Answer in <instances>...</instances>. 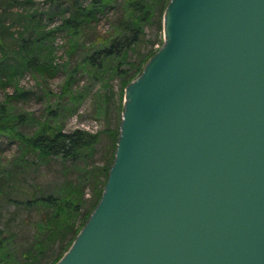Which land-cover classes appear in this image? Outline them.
Returning <instances> with one entry per match:
<instances>
[{
    "label": "water",
    "instance_id": "1",
    "mask_svg": "<svg viewBox=\"0 0 264 264\" xmlns=\"http://www.w3.org/2000/svg\"><path fill=\"white\" fill-rule=\"evenodd\" d=\"M162 30L54 264H264V0H168Z\"/></svg>",
    "mask_w": 264,
    "mask_h": 264
},
{
    "label": "trees",
    "instance_id": "2",
    "mask_svg": "<svg viewBox=\"0 0 264 264\" xmlns=\"http://www.w3.org/2000/svg\"><path fill=\"white\" fill-rule=\"evenodd\" d=\"M118 1L121 2L120 14L112 21L109 36L89 45L83 54L78 55L77 46L82 34L95 27L98 15ZM167 1L49 0V9L42 11L32 7L33 0H0V90L5 95L0 100V133L19 139L22 145V153L13 168L0 171V205H14L18 208L16 215L27 209L23 214L30 217L31 224L34 222L39 232L31 247L21 252L23 255L14 256L9 246L10 232L7 235V229L0 227V257L5 259V264H39L48 250L63 243L59 253L46 263L54 264L88 218L101 195L113 160L121 110L115 135L113 132L109 134L113 147L110 156L98 165L93 156L101 133L79 127L64 130V123L56 122L59 117L57 107L66 106V111L71 114L76 111L74 99L77 94L73 84L84 72L89 73L95 82H102L104 74L110 72L112 76L122 77L121 84L126 83L130 77H125L124 64H132L127 59L129 52L140 45L145 37V26L151 19H155L161 33V17ZM58 18L57 23L48 25L52 19ZM57 34L66 38L64 55L67 57L62 63L67 76L58 96L66 93L69 101L64 103V99L62 102L58 99L56 107L47 106L42 121L29 113L10 112L12 102L25 101L31 93L19 84L22 76L32 73L44 81L59 70L56 53L63 43H56ZM153 53L152 50L144 56L136 67V74ZM45 90L49 97L54 95L48 87ZM30 123L36 125L34 131L24 133L20 127ZM42 163L55 167L67 165L72 171L65 174L55 191L34 195L25 188L26 184L31 185L28 169ZM87 187L94 192L89 204H86L88 199L85 197ZM19 191L21 196L10 194ZM84 206L86 208L82 211ZM11 245L15 247V244Z\"/></svg>",
    "mask_w": 264,
    "mask_h": 264
},
{
    "label": "rangeland",
    "instance_id": "3",
    "mask_svg": "<svg viewBox=\"0 0 264 264\" xmlns=\"http://www.w3.org/2000/svg\"><path fill=\"white\" fill-rule=\"evenodd\" d=\"M33 8L46 11L48 10L49 0H33ZM121 2H114L110 4L105 12L98 15L96 26L92 29L87 30L82 34L79 40L78 55L83 54L86 47L93 43H98L109 36L111 23L116 20V17L120 14ZM48 24L49 26L54 25L59 21V18L52 19ZM151 22L145 26V37L141 40L140 45L133 52H129L128 64L125 66V77H130L126 83H122V77L112 76L110 72L104 74L102 82H95L92 80L89 73L84 72L80 74L78 82L73 84L74 90H76L77 98L74 99L76 102V111L72 114L66 111V106H58V123H64L63 129L68 131L74 128H83L88 131H98L101 133L100 142L97 146V152L93 156L94 162L98 165H102L110 156L112 150V143L110 133H114L119 123V112L123 109L124 101V89L127 83L139 75L136 74V67L146 54L150 51H156L160 47L163 41L162 32L159 33L155 19H151ZM56 43L62 47L57 50L56 62L59 64V70L52 76H49L44 81H41V77L32 73H27L22 76L19 80V84L31 91L27 99L17 102H12L9 105L10 112H16L17 114L29 113L33 115L35 119L44 120L46 116V107H54L61 99H64V103L69 101L67 96L61 93L64 81L66 79V72L63 68V62L67 59L64 55V49L66 47V38L57 34ZM62 41V42H61ZM94 41V42H93ZM82 49V51L80 50ZM123 73V74H124ZM105 83V84H102ZM52 90L53 94L51 97L46 93V88ZM11 91V88H7ZM45 92V93H44ZM60 95V94H59ZM4 92L0 90V100L4 97ZM56 107V106H55ZM54 109V108H51ZM35 124H27L25 127H20L24 133L31 134L34 131ZM33 130V131H32ZM22 153V145L19 139L13 138L6 133H0V171L13 168V163L20 157ZM71 167L67 165L62 167L48 166L42 163L41 165L34 164L33 167L28 169V178L31 183L30 187L25 185L32 194L43 195L55 189L64 179L65 174L71 173ZM96 186H100L97 184ZM12 195L21 196V192H11ZM85 197L88 199L86 204H89L94 197V192L90 187L85 189ZM87 206V205H86ZM86 206L82 208L85 210ZM18 208L14 205H0V227L7 229L6 234L9 236V246L13 251L14 256L23 255L21 252L29 249L34 239H37V227L35 228L34 222L31 224L30 217L26 216L27 209L22 210L19 215H16ZM23 211L25 214H23ZM81 211V212H82ZM28 217V218H27ZM18 228V229H17ZM9 231V232H8ZM12 231V232H11ZM39 235V234H38ZM11 244H15L13 247ZM63 245V243H62ZM60 243L55 244L50 250L45 253V257L42 258V262L39 264H46L51 261L60 251ZM0 264H5V259L0 257Z\"/></svg>",
    "mask_w": 264,
    "mask_h": 264
},
{
    "label": "bare ground",
    "instance_id": "4",
    "mask_svg": "<svg viewBox=\"0 0 264 264\" xmlns=\"http://www.w3.org/2000/svg\"><path fill=\"white\" fill-rule=\"evenodd\" d=\"M161 22H162V24H163V13H162V17H161ZM161 32H163V30L161 31ZM161 46V45H160ZM157 50V49H156ZM147 61V60H146Z\"/></svg>",
    "mask_w": 264,
    "mask_h": 264
}]
</instances>
